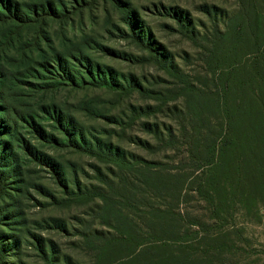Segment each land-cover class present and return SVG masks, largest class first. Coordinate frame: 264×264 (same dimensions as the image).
I'll use <instances>...</instances> for the list:
<instances>
[{"label": "rangeland", "instance_id": "rangeland-1", "mask_svg": "<svg viewBox=\"0 0 264 264\" xmlns=\"http://www.w3.org/2000/svg\"><path fill=\"white\" fill-rule=\"evenodd\" d=\"M253 3L264 12V0H0L24 20H0V264H94L86 241L112 226L109 197L122 203L148 162L186 175L182 234L165 248L177 264H264V173L255 193L227 166L192 169L174 109L211 101L232 54L253 53ZM155 126L178 139L160 144Z\"/></svg>", "mask_w": 264, "mask_h": 264}, {"label": "trees", "instance_id": "trees-1", "mask_svg": "<svg viewBox=\"0 0 264 264\" xmlns=\"http://www.w3.org/2000/svg\"><path fill=\"white\" fill-rule=\"evenodd\" d=\"M5 7L7 14L0 12L1 21H24L14 4ZM44 13L43 17L58 15L52 8ZM252 16L250 31L253 35L249 43L253 53L237 59L235 53L232 54L230 69L221 68L219 77L214 75L215 79L211 80L215 86L214 93L210 95L211 101L208 98L195 108L189 107L188 102V108L175 106L174 109L183 121L184 134L180 133V137L190 147L192 169L197 171L202 165H209L221 170L227 166L232 168V181L248 185V191L251 189L256 193L257 186L263 187L261 175L264 173V12L259 10L258 4L253 3ZM140 40L145 43L143 37ZM218 58L217 53H212L210 60L213 65L219 62ZM2 74L0 72V80ZM228 75L232 79L223 85ZM72 85H76L74 80ZM139 88L143 90L142 86ZM71 122L69 119L68 123ZM32 125L40 138L47 140L45 132L35 123ZM215 129L221 132L220 135L214 133H217ZM154 131L158 142L164 144L166 135L158 126ZM62 132L68 137L69 144L79 147L67 129L62 127ZM167 132L168 141L178 139L176 131L169 129ZM54 142L59 144L56 139ZM26 151L31 157L38 158L30 146L27 145ZM114 156L119 157V154ZM244 164L250 168L248 174ZM130 171L134 182L131 187H126L129 192L122 203L117 204L109 197L116 208L115 215L110 217L112 226L108 230L95 231L93 239L86 241L87 247L96 253L94 264H177V254L167 252L165 248L169 242L178 241L182 234V217L174 208L180 203L186 175L179 170L168 172L151 162ZM121 177L124 178L123 175ZM123 180L128 182V176ZM2 183L0 179V186ZM217 183L221 184L220 181ZM165 200L170 201L166 206Z\"/></svg>", "mask_w": 264, "mask_h": 264}]
</instances>
